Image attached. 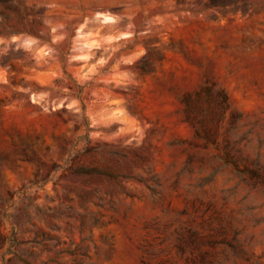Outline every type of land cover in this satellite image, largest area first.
Wrapping results in <instances>:
<instances>
[{
	"label": "rangeland",
	"instance_id": "1",
	"mask_svg": "<svg viewBox=\"0 0 264 264\" xmlns=\"http://www.w3.org/2000/svg\"><path fill=\"white\" fill-rule=\"evenodd\" d=\"M12 197L31 264H264V0H0Z\"/></svg>",
	"mask_w": 264,
	"mask_h": 264
},
{
	"label": "trees",
	"instance_id": "2",
	"mask_svg": "<svg viewBox=\"0 0 264 264\" xmlns=\"http://www.w3.org/2000/svg\"><path fill=\"white\" fill-rule=\"evenodd\" d=\"M187 120L190 121L194 126L196 125V119L192 115L191 106L188 105L187 110ZM72 172L77 175H88V176H105L109 178H114L111 173L108 171L100 170L97 168H84V167H77L75 169H72ZM29 200V203H31L30 199L25 198H19L16 199L15 197H12L9 200H6L5 207L3 209L2 213V223H8L11 227L10 233H3L0 232V264H10V263H20V264H31L27 259L22 257L20 254V251L18 250V246L20 243L15 237L16 234V222L18 220V217L16 216L15 210L17 209V206L26 202ZM27 221L29 222L30 219L27 218ZM50 261V260H49ZM46 261L43 264H49Z\"/></svg>",
	"mask_w": 264,
	"mask_h": 264
}]
</instances>
